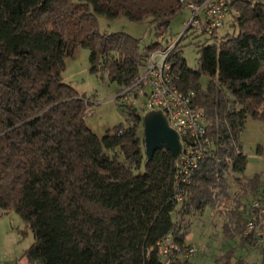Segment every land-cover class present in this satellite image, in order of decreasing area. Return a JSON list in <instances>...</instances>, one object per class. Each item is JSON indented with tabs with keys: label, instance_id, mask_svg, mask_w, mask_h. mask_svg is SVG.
I'll return each mask as SVG.
<instances>
[{
	"label": "trees",
	"instance_id": "trees-1",
	"mask_svg": "<svg viewBox=\"0 0 264 264\" xmlns=\"http://www.w3.org/2000/svg\"><path fill=\"white\" fill-rule=\"evenodd\" d=\"M228 5L223 24L232 30L215 29L195 42L198 69L186 65L177 43L161 48H171L175 85L194 91L208 136L189 181H177L169 150L147 159L136 108L115 99L127 125L98 136L85 123L89 98L63 80L62 70L83 46L90 70L105 73L120 91L158 42L141 48L125 32H101L96 15L153 23L160 34L183 8L180 1L0 0V208L31 230L28 264H196L166 262L161 246L166 239L191 243L190 217L218 201L230 203L222 227L236 246L212 264H264V244L243 234L256 212L252 202L264 201V181L239 175L247 163L239 143L245 121L264 120V0ZM201 74L208 76L204 86ZM229 173L236 174V190L228 189ZM253 249L258 257L248 262Z\"/></svg>",
	"mask_w": 264,
	"mask_h": 264
},
{
	"label": "rangeland",
	"instance_id": "rangeland-1",
	"mask_svg": "<svg viewBox=\"0 0 264 264\" xmlns=\"http://www.w3.org/2000/svg\"><path fill=\"white\" fill-rule=\"evenodd\" d=\"M188 19L189 11L183 7L170 19L168 26L163 28L160 34L157 33L153 23L132 21L124 16L108 19L103 15H96V25L101 32L122 31L137 38L141 48L144 45L158 42V47L154 50H159L177 43L186 65L196 70L199 67V52L195 42L202 40L207 34L191 33L190 28L181 37ZM217 30L218 35H221L227 30L231 31L232 27L226 22ZM212 42V39L207 41V43ZM62 78L89 98L92 111L85 116V123L95 134L101 136L117 126L127 125L125 113L114 99L117 92L114 84L109 82L105 73H94L90 70L87 48L77 45L72 56L65 58ZM199 81L204 86L208 81V76L201 74ZM239 143L247 156L246 166L239 175L247 178L259 174L264 181V120L249 116L239 135ZM228 175V189L231 191L240 184L233 179L236 174L229 173ZM219 202L215 203L214 208L206 207L202 214L190 217L191 223L186 238L199 249L191 257L192 263L212 264L217 255L236 246L235 240L224 237L222 227V223L228 218L225 209L230 203L228 201ZM32 241V232L20 216L14 211L2 212L0 208V264H28L23 255ZM246 253L241 248L237 250L238 256L245 257ZM256 256L258 257V254L253 249L251 254L247 255L246 260L250 262Z\"/></svg>",
	"mask_w": 264,
	"mask_h": 264
},
{
	"label": "built area",
	"instance_id": "built-area-1",
	"mask_svg": "<svg viewBox=\"0 0 264 264\" xmlns=\"http://www.w3.org/2000/svg\"><path fill=\"white\" fill-rule=\"evenodd\" d=\"M189 11L186 27L193 32L210 34L222 26L229 14V0H179ZM171 48L154 50L149 53L145 64L131 83L116 92L114 99L129 103L142 115L150 110H162L168 124L178 133L181 150L176 162V180L189 181L190 171L197 166L208 148L204 111L194 102V91L180 90L172 80ZM92 109L86 110L90 114ZM256 209L243 230L244 235L252 234L258 245L264 244V201L254 200ZM166 262L175 259H189L198 251L195 244L179 245L166 239L161 246ZM177 264H186L180 262ZM242 264V263H238Z\"/></svg>",
	"mask_w": 264,
	"mask_h": 264
},
{
	"label": "water",
	"instance_id": "water-1",
	"mask_svg": "<svg viewBox=\"0 0 264 264\" xmlns=\"http://www.w3.org/2000/svg\"><path fill=\"white\" fill-rule=\"evenodd\" d=\"M144 152L151 158L156 149H167L174 158L180 153L181 142L178 133L168 124L162 110H150L142 115Z\"/></svg>",
	"mask_w": 264,
	"mask_h": 264
},
{
	"label": "crops",
	"instance_id": "crops-1",
	"mask_svg": "<svg viewBox=\"0 0 264 264\" xmlns=\"http://www.w3.org/2000/svg\"><path fill=\"white\" fill-rule=\"evenodd\" d=\"M236 188H237V185H236ZM236 190V189H235ZM230 191V190H229ZM187 239V238H186ZM190 242V241H189Z\"/></svg>",
	"mask_w": 264,
	"mask_h": 264
}]
</instances>
